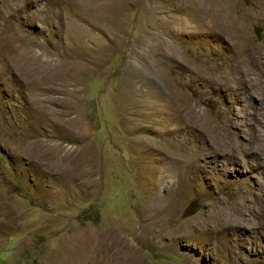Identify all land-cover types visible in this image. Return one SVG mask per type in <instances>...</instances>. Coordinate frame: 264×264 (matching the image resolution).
<instances>
[{
	"label": "rangeland",
	"instance_id": "1",
	"mask_svg": "<svg viewBox=\"0 0 264 264\" xmlns=\"http://www.w3.org/2000/svg\"><path fill=\"white\" fill-rule=\"evenodd\" d=\"M253 112L264 0H0V264H264Z\"/></svg>",
	"mask_w": 264,
	"mask_h": 264
},
{
	"label": "bare ground",
	"instance_id": "2",
	"mask_svg": "<svg viewBox=\"0 0 264 264\" xmlns=\"http://www.w3.org/2000/svg\"><path fill=\"white\" fill-rule=\"evenodd\" d=\"M214 19H215V17H214ZM224 34H225V32H224ZM227 36H228V34H227ZM232 84H233L232 86H229V89L227 92L229 95L236 96V95L242 93L240 91H243L246 94H249L250 97H254V98H255V95H258L256 93V91H254V87L251 85L252 83H249L240 75H239L238 79H236L234 81V83H232ZM234 86H236V88H234ZM218 87H219V85H218ZM220 87H222V86H220ZM250 119L253 121L250 122L247 127H248V129L252 130V134H251V136L253 137L252 139H254L255 141L262 140L261 137L259 138V136H260L259 131L263 126L261 120L264 119V112H257V113L253 112L252 115L250 116ZM255 209H252L251 213L249 212L250 213L249 216H247L246 213L244 214L245 211L243 210V207L232 208L230 210V212H226V210H223L217 219H214V217H213L212 219H210L209 222H207V225H208V223H210L208 228H210L212 230V232H215V233L219 232L220 230H221V232L222 231L224 232V231H231V230H239V229L246 230V229L250 228L251 224L254 221H257L260 225V229L264 233V197L259 198L258 211H256ZM251 216H252V219H250Z\"/></svg>",
	"mask_w": 264,
	"mask_h": 264
}]
</instances>
